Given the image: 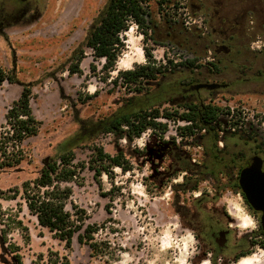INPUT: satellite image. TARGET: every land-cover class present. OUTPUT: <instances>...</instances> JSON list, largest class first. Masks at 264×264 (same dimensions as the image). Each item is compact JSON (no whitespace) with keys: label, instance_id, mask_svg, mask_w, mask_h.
Instances as JSON below:
<instances>
[{"label":"rangeland","instance_id":"1","mask_svg":"<svg viewBox=\"0 0 264 264\" xmlns=\"http://www.w3.org/2000/svg\"><path fill=\"white\" fill-rule=\"evenodd\" d=\"M105 1L27 0L19 3L17 0H0V65L14 70L19 83L31 84L35 95L31 101L32 110L41 122L37 136L22 144L25 160L16 168L0 170V190L36 178L44 159L54 156L58 146L77 134L82 125L88 127L109 116L124 107L130 98H152L164 88L175 90L153 102L154 108L173 109L185 101L210 102L223 109L244 108L248 113L264 115V50L250 49L252 41H264V26H260L256 15L250 11L244 21L231 20L232 12L227 16L229 21L223 23L222 15L233 11V7L234 10L238 8L234 0H164L162 4L161 0H150L155 26L152 38L159 44L147 39L142 42L143 48L151 49L158 63L167 64L168 59L179 63L180 57L173 51H184L187 47L186 54L200 57L197 62L200 67L192 70L181 66L171 68L156 81L145 83L146 89L141 94L121 85L114 86L113 79L117 76L114 73L121 70L116 65L109 74L102 72L103 62L93 59L89 49L81 63L83 75H67L63 71L65 62L84 38ZM219 4L223 9L219 10ZM250 20L255 21L254 25L249 23ZM178 31L190 41L176 44L174 36ZM192 34L200 38L192 40ZM166 43L175 46H163ZM161 48L166 49L163 53L166 63L157 59ZM133 49V44L127 45L129 53ZM91 63L96 65V73L90 71ZM190 81L194 84H225L226 87L191 93L181 86ZM92 83L97 85L96 96L86 103L80 102L78 94L89 95L83 90ZM20 92L19 84L6 82L0 88V125L4 123L6 110ZM226 121V116H220L216 146L213 137L204 131L192 137L178 136L175 129L186 124L170 121H167L168 131L163 138L152 132L145 150L135 147L134 140L123 143L122 138L113 134H99L83 141L74 148L77 161H87L90 147L98 145L111 155L123 152L134 167L131 172H126L131 176H125L123 172H112V179L105 180L102 176L101 187L94 181L92 172L85 170L83 185H73V203L86 211V223L100 226L97 238L110 242L113 256L109 260L91 257L89 248L80 245L76 238L72 249L65 250L64 243L39 227L22 206L20 218L29 229L30 242L24 243L17 231L10 236L20 247L22 263L50 264L49 256L52 259L58 256L60 261L66 256L69 264H118L120 253L127 252L133 257L132 264H148L150 260L164 264L173 259V250L160 252L154 237L164 226L176 223L177 216L181 225L177 234L183 235L184 229H190L198 241L197 254L190 264H201L203 259L209 258L208 243L218 250L210 234L219 230L229 233L226 247L214 261L210 257L212 264H235L236 257L251 254L257 245L264 249L262 237L258 235L260 228L241 235L238 229L229 226L234 221L221 200L229 191L241 192L235 186L238 169L255 155L264 162V146L257 148L260 136L249 137L245 131L233 132L225 125ZM213 156L220 164H213ZM146 165H150L149 175H144ZM181 173H187L183 182H175ZM141 181L146 186L148 200L134 195L130 187ZM169 188L173 193L171 199L165 195ZM196 192L202 195L197 198ZM0 203L3 209L18 208L16 201ZM253 216L259 220L258 213ZM141 228L144 231H140ZM209 228L215 229L211 232ZM0 264H15L1 241Z\"/></svg>","mask_w":264,"mask_h":264},{"label":"trees","instance_id":"2","mask_svg":"<svg viewBox=\"0 0 264 264\" xmlns=\"http://www.w3.org/2000/svg\"><path fill=\"white\" fill-rule=\"evenodd\" d=\"M164 2L161 0L160 4ZM129 17L139 25V32L144 35V40L150 39L155 45L159 44L152 38L155 26L150 11V0H106L92 19L84 38L71 51L63 71L69 76L81 77L83 75L81 63L86 57V49L91 51L93 59L103 62L102 72L109 74L114 71L117 58L125 50V39L118 37V33L127 32L126 21ZM174 37L176 44L190 41L182 36L181 31H178ZM199 38L194 34L191 36V39L195 41ZM163 46L174 48L175 45L166 43ZM143 49L148 64L136 66L133 72L118 71L113 79L114 86L121 85L131 92L141 94L146 89L145 83L156 81L171 68L181 66L192 70L200 67L197 64L200 57L193 53L186 54L187 47L184 51L178 49L173 51V54L180 57L179 63H173L168 59L167 64L158 63L153 58L151 49L146 47ZM211 66L216 69L213 63ZM89 67L91 72H97L95 64L91 63ZM6 82L19 84L21 92L17 100L13 101L6 110L4 123L0 125V170L16 168L25 160L26 154L22 144L27 139L37 136L41 127V122L35 117L31 106V101L35 99L31 84L19 83L14 70L5 69L0 65V88ZM192 85H194L192 81L181 84L187 87L188 92L197 93L189 90ZM172 90L175 89L166 90L164 88L152 98H130L124 107L109 116L97 120L88 127L82 125L77 134L58 146V152L54 156L44 159L36 178L25 180L19 186L16 185L4 191L0 190V201H16V206H18L16 210L14 208L3 209L0 203V241L11 254L15 264L23 263L19 253L20 247L11 241V234L17 231L24 243L30 242L29 229L20 218L22 206L35 219L39 227L48 230L55 239L64 243L65 250L72 249L73 239L76 238L80 245H86L89 248L91 257H105L108 260L112 258L114 252L110 242L97 238L100 226L86 223L88 220L86 211L73 203V185H83L85 170L92 172L94 181L98 187H101L102 174L106 173L107 178L112 179L114 166L121 168L123 173L131 172L134 167L123 152L111 155L98 145L90 147L87 161H77L74 148L83 141L99 134H113L133 141L148 128L153 129V132H157L159 137L163 138L168 131L167 121H170L186 124L182 127L177 126L175 133L178 136L192 137L197 132L204 131L213 137L216 146L218 139L216 128L220 126V116H230V109H223L210 102L187 101L178 103L173 109H160L152 106L153 102L161 100ZM96 94L95 92V94L83 96L79 93L78 100L86 103ZM225 124L230 128L234 127L237 124V114H233ZM245 132L249 137L257 136L251 128ZM263 146L264 143L259 141L257 148L260 149ZM213 159L214 165L220 164L216 156H213ZM246 163L238 169L237 179L239 171L245 167ZM235 186H238V183L235 182ZM249 209L253 215L257 214L250 207ZM215 228H209L208 231L212 232ZM258 235L262 237L263 245L261 246L264 248V235L261 229ZM253 242L257 243V241ZM48 262L69 264L66 256H63L61 261L58 256L55 259L49 256Z\"/></svg>","mask_w":264,"mask_h":264},{"label":"clouds","instance_id":"3","mask_svg":"<svg viewBox=\"0 0 264 264\" xmlns=\"http://www.w3.org/2000/svg\"><path fill=\"white\" fill-rule=\"evenodd\" d=\"M249 23L254 25L255 21L250 20ZM126 24L128 26L127 32L118 33V37L121 39H123V37H128L127 40H124L126 50L122 52L117 58L116 65L121 71L133 72L136 70V66H146L148 64L142 44L145 38L144 35L139 32V25L136 24L131 17L128 18ZM129 44L134 45V49L131 53L127 51V45ZM250 49L253 51L264 50V41L260 39L252 41L250 43ZM158 51L161 55L158 56L157 59L163 61V53L166 51V49L161 48ZM104 60L106 62V58H104ZM163 62L166 63V61ZM115 74L118 73H114V75ZM97 90V85L92 83L89 84V86L83 91L89 95H92L95 94ZM152 132L153 129L151 128L145 129V131L142 132L138 138L134 139V146L140 150H145L147 144L149 143ZM122 142L127 143V138H122ZM149 167L150 165L145 166L144 175L150 174L148 171ZM112 171L115 173H121L123 170L114 166ZM102 175L106 180L107 174L105 173ZM137 175L139 176L140 174L137 173ZM185 175H187V173H181L175 182H183ZM125 176H131V173H125ZM130 187L132 188L134 195H138L144 200L150 199L146 190V186L142 183V181L134 183ZM165 195L168 199L172 198L173 193L171 188L168 189ZM194 195L199 198L202 193L196 192ZM221 200L228 216L234 221V223L229 225L230 227L238 229L241 235L259 230L261 222L257 220L249 211L248 205L245 203V197L243 194H241V192L233 193L229 191L224 197L221 198ZM175 219L176 223L164 226L161 233L154 237V241L158 243L160 252H168V250H173V259L166 260L164 264H190V260L197 254L196 246L198 241L196 239V234L190 229H184L183 235H178L177 232L180 230L181 225L179 223V217L177 216ZM140 231H144V229L141 228ZM208 255L209 258L203 259L201 264H212L210 259L212 254L209 253ZM120 257L121 258L118 261V264H132L133 257L129 253H120ZM156 259H159V256H157ZM148 264H156V262L155 260H150L148 261ZM235 264H264V249H261L257 245L254 252L246 256H241L235 261Z\"/></svg>","mask_w":264,"mask_h":264},{"label":"water","instance_id":"4","mask_svg":"<svg viewBox=\"0 0 264 264\" xmlns=\"http://www.w3.org/2000/svg\"><path fill=\"white\" fill-rule=\"evenodd\" d=\"M27 0H19L24 3ZM225 84L198 83L190 86V91H213L225 88ZM263 159L257 155L250 158L249 164L243 167L238 174V187L245 197L247 205L259 214L260 229L264 235V169Z\"/></svg>","mask_w":264,"mask_h":264},{"label":"flooded vegetation","instance_id":"5","mask_svg":"<svg viewBox=\"0 0 264 264\" xmlns=\"http://www.w3.org/2000/svg\"><path fill=\"white\" fill-rule=\"evenodd\" d=\"M234 1L236 5H238V8L234 10L233 7L232 8L233 11L229 10V13H227V15H222L223 23L229 21L227 16L231 15L232 12L233 15L231 20H235L237 22L244 21L246 19L248 11H250L252 14L256 15L260 26H264V0H234ZM220 9H223L222 4H219V10ZM217 14H219L218 11ZM249 161H247L246 165L249 164ZM228 233H229L228 230H219L216 233L210 234L212 243H214L218 247L217 250L211 246V243H208L209 248L211 250V254H212L211 256L213 261L219 255L218 253H220L222 249L226 247Z\"/></svg>","mask_w":264,"mask_h":264},{"label":"built area","instance_id":"6","mask_svg":"<svg viewBox=\"0 0 264 264\" xmlns=\"http://www.w3.org/2000/svg\"><path fill=\"white\" fill-rule=\"evenodd\" d=\"M233 114H237V124L232 127V131H246L251 128L258 136H260V142L264 143V115H258V113H248L247 109H233L230 108V116L226 117L227 120ZM227 126V124H225Z\"/></svg>","mask_w":264,"mask_h":264}]
</instances>
